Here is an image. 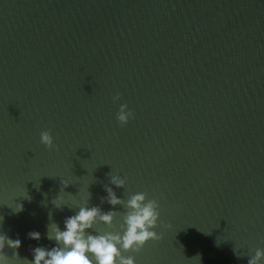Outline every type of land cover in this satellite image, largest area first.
<instances>
[{
  "label": "water",
  "instance_id": "water-1",
  "mask_svg": "<svg viewBox=\"0 0 264 264\" xmlns=\"http://www.w3.org/2000/svg\"><path fill=\"white\" fill-rule=\"evenodd\" d=\"M105 186L160 205L162 238L135 264L264 250V0H0V235L21 241L8 264L56 246L48 225L80 207L115 210L92 233L118 231Z\"/></svg>",
  "mask_w": 264,
  "mask_h": 264
},
{
  "label": "clouds",
  "instance_id": "clouds-1",
  "mask_svg": "<svg viewBox=\"0 0 264 264\" xmlns=\"http://www.w3.org/2000/svg\"><path fill=\"white\" fill-rule=\"evenodd\" d=\"M119 100V94L113 97L114 102ZM133 118L134 114L128 110L127 104H121L117 113L119 124L125 126ZM40 142L49 150L56 148L50 130L40 132ZM126 183L125 178L111 176L110 184L117 189H124ZM61 185L63 189L69 186L63 181ZM104 190L107 193V196L102 198L104 201L113 209L117 206L125 209L121 214L122 223L118 231L92 233L97 223L113 229L117 216L115 210L104 212L98 206L80 207L76 214L65 219L64 230L55 222L48 225L46 238L54 240L56 246L51 249L42 246L34 248L33 260L29 261V264H135L134 257L127 253L138 254L149 241H159L162 238L154 231L160 219V205L156 199H148L146 193L139 192L125 200L118 198L112 187L105 186ZM55 207L59 209L63 206L58 203ZM22 210L20 206L17 212ZM28 237L39 241L41 234L33 231L28 233ZM5 246L16 251L21 247V241L13 240L6 234L0 235V264H8L9 261L3 254ZM261 260H264V250L256 249L255 255L248 259V264H260Z\"/></svg>",
  "mask_w": 264,
  "mask_h": 264
}]
</instances>
